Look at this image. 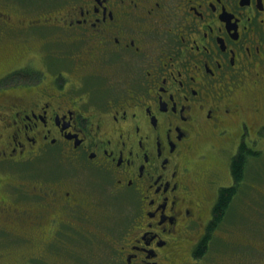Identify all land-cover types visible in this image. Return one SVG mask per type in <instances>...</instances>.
<instances>
[{
	"label": "flooded vegetation",
	"instance_id": "obj_1",
	"mask_svg": "<svg viewBox=\"0 0 264 264\" xmlns=\"http://www.w3.org/2000/svg\"><path fill=\"white\" fill-rule=\"evenodd\" d=\"M37 1L58 6L57 13L66 10L52 18L55 23L49 12L16 19L24 23L17 37L44 36L42 66L29 58L38 48L25 46L24 38L8 48L5 34L15 19L5 4L0 65L7 58L6 75H41L37 85L46 91L67 81L71 90L74 80L83 85L71 101L43 89L29 100L22 93L12 96L13 89L29 85L21 83L6 87L10 97L0 94V217L6 219L0 232L20 227L25 247L35 244L31 232L43 233L46 241L58 230L46 242L57 240L54 245L106 239L99 232L102 188L105 197L127 202L136 215L134 237L129 230L125 245L114 240L117 263L162 264L161 255L185 230L198 233L188 250L194 256L216 218L222 188L246 184L239 191L248 193L247 203L254 202L261 220L256 229L244 225L247 240L225 241L230 248L236 242L235 251H221L234 264H264V0ZM60 30L71 41L52 35ZM218 140L233 182L212 192L210 207L193 195L196 179L189 170H206L194 160L204 157L205 144ZM49 151L54 157L47 159ZM239 156L242 183L234 172ZM251 165L248 184L243 180ZM91 171L101 173L92 177ZM207 204L208 229L200 233ZM231 220L228 211L220 226ZM206 244L195 259L208 252L212 243Z\"/></svg>",
	"mask_w": 264,
	"mask_h": 264
},
{
	"label": "rangeland",
	"instance_id": "obj_2",
	"mask_svg": "<svg viewBox=\"0 0 264 264\" xmlns=\"http://www.w3.org/2000/svg\"><path fill=\"white\" fill-rule=\"evenodd\" d=\"M47 2L51 3L53 0H47ZM1 5H6L7 8L10 10L13 18L15 19V22L10 25L12 29L8 28L7 34H5L10 41L8 44H12L11 46H8V48L14 47L13 43L16 41H21V38H24L25 41H27L25 46H28V43L32 44L35 48H38V52H42L45 50L42 49L43 42H44V36H41L42 38L39 39V34L38 35H33L31 37H17L19 36V31L17 28H20L19 25H24V23H20L16 19L18 16H22L23 14H33L36 16H41L42 13H44L45 17L47 16V13H51L53 15L50 16V19L52 23H55L53 21L54 16H61V12H66V10H59V13H57L56 9H58V6H41V4L37 1L34 0V3L31 2L30 0H0ZM28 4L32 5L30 7H27ZM36 5V7H35ZM50 7V8H49ZM52 8V9H51ZM53 10V11H52ZM50 21V20H49ZM50 21V22H51ZM2 27L3 24L1 23L0 20V49L1 51L4 52L3 49V38H2ZM35 28L34 26H29L27 29H32ZM37 29V28H36ZM40 30L43 33L41 29ZM67 31V30H66ZM66 31H61L60 32H55L52 35L57 36L59 38L64 37L70 40V36L66 34ZM73 37V36H72ZM40 45V48L38 47ZM72 46H74L72 44ZM64 49L69 48L68 45H64ZM6 48V49H8ZM35 52L33 55H31L29 58L33 59L32 62L36 64L38 68L42 66V61L43 59L40 57V52ZM7 59V58H6ZM5 60V65L1 64L0 65V94H4L6 97L12 94V96H18L19 94L22 93V98L25 99H30L33 96V92H36L38 90H45V86L43 87L42 85H37L40 84V79L41 75L37 74L34 76L30 77H21L19 78V73L18 74H13L10 75L12 72L7 73L6 75V70H7V65L10 63ZM45 66V62L43 64ZM6 77L8 78L6 80ZM64 81V78H62ZM19 83L21 84H29V85H24L23 87H19L16 89H13L12 93L9 88L11 86H17ZM32 84V86H30ZM77 85H83V83H79L74 80V86L72 87V90L69 89L70 86H72V83L70 81H67L62 85V87H52L49 89V91H43L46 94L53 96V92L55 93L54 96H58L56 100L62 99L63 97H68V99L71 101L74 99L76 96H79V91L81 87ZM9 87V88H6ZM2 88L6 89L5 92L2 90ZM80 101H83L82 98H79ZM70 105V104H69ZM210 141H215V140H210ZM222 140H218L219 145L212 146L211 143L205 144L202 148V151L204 153L203 158H199L194 160V163L196 165H205L204 168L206 169L204 172H198L199 169L197 166H193L189 170V174L193 175V178L196 180H193L191 178V185L193 187V195L198 196L200 198H205L207 199L204 204L209 203L210 206V197H212V192H217L218 188L222 187V185H230L232 184V174L228 173L227 167L228 164L226 161L225 153L224 150L221 148V142ZM219 146V147H218ZM220 148V149H219ZM221 153H220V152ZM230 150H228V154ZM49 156H46L45 158L49 159L54 157L50 151L48 152ZM58 164V160L51 161L50 162V167L55 168L56 165ZM60 164V163H59ZM61 165V164H60ZM36 166V165H35ZM260 166H262V170L264 169V160L261 161ZM249 174H247L245 180V183L253 182L252 179H254V172L252 171V165L251 169L248 170ZM100 172L95 173L93 175V171H91V176L92 177H98V174ZM262 174V173H260ZM64 176V174L62 175ZM262 176V175H261ZM260 176V177H261ZM259 177V178H260ZM255 181V180H254ZM244 182V181H243ZM242 183V182H240ZM242 186H246V184H242L240 186V189ZM104 189L101 188L100 192L103 200V220L104 223L102 222V226L99 228V232L101 236L103 235L106 239H100L99 240H92L90 241L89 239H84V241L81 242V244L77 243H67V242H61L59 240L58 245H54L55 242L52 244H47V240L51 241L54 239V237L58 234V230H52L48 236H52L48 238L45 241V235L43 233L37 234V233H28L31 234L30 238L31 240L35 241V244L29 245V246H24L23 243L21 242V237L20 232L18 229L20 227H13L10 226L9 228L5 227L2 232H0V264H118L117 261L119 260L118 258V251L117 247L119 244L125 245V235L126 233L131 230L132 236L134 232V227L133 223L135 222L134 215L135 212L132 210V207L125 201L121 202L115 199H110L108 197H105V194L103 192ZM2 188H0V197L2 196L1 194ZM246 192V191H245ZM103 194V195H102ZM260 197H264V193L260 191ZM243 197V196H242ZM240 198L237 197L234 199L233 203L231 204L230 208V214L232 216V220L229 221L226 225L223 223L221 226H219L218 230L213 231V233L210 236V243L211 247L209 248L208 252L202 257L201 260L195 259L194 256H190V253L192 254L193 252L189 250L190 246L193 247V245L198 241L197 240V231L194 233L189 234L188 231H184L183 235L178 237L177 241H173V246L170 247V249L165 251L164 254L161 255V262L162 264H227L230 259L227 257H224L222 254L221 249L222 248H227L226 242L225 241H231L234 240V237L236 235H239L241 237V234L244 230L247 229L242 225L243 223L247 222H253L255 219L254 217L256 215L255 211H253L252 207H255L253 205L254 202H251L252 204H249L248 199H246V196ZM255 199V198H254ZM264 199V198H263ZM109 200V201H108ZM111 201V202H110ZM209 201V202H208ZM256 204V203H255ZM252 205V207H251ZM206 206V208L203 210L202 213V218L205 220L203 221V225L200 226V233L206 229V222L208 219V212L210 210V207ZM209 207V208H208ZM242 213H245V215L242 216ZM136 216V215H135ZM134 217V218H133ZM111 218V219H110ZM244 219V220H243ZM5 218L0 217V225L2 223H5ZM109 220V222H107ZM132 220V221H131ZM237 221V222H235ZM235 222V224H234ZM236 223L241 224L242 231L238 227H236ZM259 223H257L255 226L257 227ZM108 227V228H107ZM127 227V228H126ZM255 227V228H256ZM29 232V231H28ZM201 235V234H200ZM98 236V235H97ZM191 237V239H190ZM61 239H66L64 236ZM120 242L119 244H116L115 241ZM235 241V240H234ZM220 242H225L223 243L225 247H220ZM42 244V246H41ZM56 248H52L53 246ZM117 246V247H115ZM232 246V245H230ZM230 249V247H229ZM38 253V256H41V258H37L36 262L31 259L29 262L30 258L29 256H35ZM115 257H117L115 259ZM167 257L169 259H167ZM117 260V261H116ZM34 262V263H33ZM231 262V261H230Z\"/></svg>",
	"mask_w": 264,
	"mask_h": 264
},
{
	"label": "trees",
	"instance_id": "obj_3",
	"mask_svg": "<svg viewBox=\"0 0 264 264\" xmlns=\"http://www.w3.org/2000/svg\"><path fill=\"white\" fill-rule=\"evenodd\" d=\"M235 164H234V172H236V180H237V182H240L241 180V178H242V165H243V162H242V160H241V158H240V156L238 157V158H236L235 160ZM246 177L244 176V179H245ZM244 182H245V180H243ZM240 189H239V185H234L233 187H226V186H224L223 188H222V191H221V193H220V196H219V198H218V201H217V203H216V209H215V211H216V218L214 219V222L216 223L215 225H214V222L209 226V229H208V233L206 234V236L203 238V242L202 243H200V244H202V245H200L198 248H196V249H194L193 251H194V257L195 258H199V257H201V255L203 254V252H205L204 250H205V246L207 245L206 243L210 240V236H211V232L213 231V229H214V227L217 225L218 227L220 226V222L223 220V217H224V214L225 213H227L228 211H230V208H231V204L233 203V201H234V199H236L237 197L239 198V195H240V198L243 196V197H245L246 196V198L248 197V193L246 192L245 194H244V192L242 191V192H240L239 191ZM243 197H242V199H243ZM231 215V214H230ZM243 215H245V213H242V216ZM255 219L253 220V222L251 223V222H247V224L250 226V227H256L255 225L257 224V223H259L260 222V215H258V212H257V214H256V212H255ZM244 220V219H243ZM235 222H237V221H235ZM235 222H234V224H235ZM242 225L244 226V225H246V223H243L242 222ZM236 227H238L239 229H240V231H242V227H241V224H238V223H236ZM245 227V226H244ZM246 228V227H245ZM256 228H258V226L256 227ZM255 228V229H256ZM248 231V229L247 230H245L244 232H242V238H243V234L244 233H246ZM241 237H239V235H236V237H234V240H236V239H240V240H247V237L246 238H243L242 239ZM233 240V241H234ZM237 241V240H236ZM252 241H256L255 239H252ZM235 246H236V242H234V244H232V246H231V248L229 249V247H227L229 250H232V251H235L236 249H234L235 248ZM230 256V255H229ZM35 262H36V260L37 259H33ZM31 261V259L29 260V262ZM228 261V263L227 264H234V260L232 259V258H230V261L229 260H227ZM34 263V262H33ZM29 264H31V263H29ZM199 264V263H198ZM201 264V263H200Z\"/></svg>",
	"mask_w": 264,
	"mask_h": 264
}]
</instances>
